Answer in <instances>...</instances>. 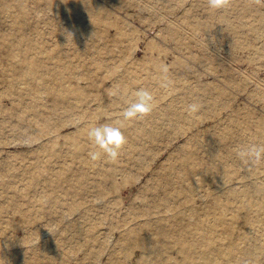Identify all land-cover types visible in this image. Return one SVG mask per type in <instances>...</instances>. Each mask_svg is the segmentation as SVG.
I'll use <instances>...</instances> for the list:
<instances>
[{
	"label": "rangeland",
	"instance_id": "rangeland-1",
	"mask_svg": "<svg viewBox=\"0 0 264 264\" xmlns=\"http://www.w3.org/2000/svg\"><path fill=\"white\" fill-rule=\"evenodd\" d=\"M7 1L8 3L12 2V4H10L12 6V9L10 8L11 12L20 10L16 4L13 5L15 0ZM45 1L46 0H27L29 7L26 20L30 23L27 21L25 22L27 25H25L24 32L27 33L30 42H32L33 38H38L40 36V44L46 48H48V46L49 48H53L56 43L55 41L61 40L60 36L63 37V34L60 35V33L58 36H54L57 35L61 29L59 27L70 22L71 19L82 20L81 22L88 24L86 14L77 18L66 17V15L57 11V9L50 6ZM97 2L105 7L109 12L108 14H110L113 19L117 18L128 36L118 37V28L115 25H109L107 26L108 28H105L106 36L98 37L87 35L84 36V42L82 44L75 43V45L74 42H69L68 44L65 39L61 40L60 46H62L63 49L62 52H59V55L62 57V61L64 60L66 63L70 62L72 65L70 75H73V78L72 76H68L70 78L66 77V85L68 87L80 89L83 92V98L77 99L74 95H71L70 98L68 97L63 102V104L68 103L67 105H63L62 102L56 103V97L54 96L55 99L53 97L54 94L42 90L40 84L37 86L38 84L34 82L36 79L29 80L30 83H28L31 87L30 92L33 91L36 93L39 87L41 88L38 92V94H40L38 100L41 104L40 110H45L40 111L42 116L39 114L38 117H36L37 115H34L33 111H26L23 118L18 117L17 114L20 112L22 105L30 100V93L23 98H19L14 94L8 95L0 92V169L9 166L14 176L13 178L18 177L14 182H17L23 176L22 169L31 162L37 161V159L46 161L48 159L49 163H51L50 165L53 167L49 168L51 171H54L52 169H56L57 166L59 167L58 161L63 159L70 161V156L66 155L64 151L72 147L70 145L71 142L69 143V141H71V135L75 137L78 136L75 130L77 125L79 127L86 122L95 127L104 124H115V122H112L113 119L122 116V112L126 106L125 98L122 96V99H119V95L118 97L117 95L113 96L110 94L112 91L119 89V84L123 81L127 84L128 91L126 93L129 97L134 95L138 89H147L150 91L155 97L154 102L156 108L143 119L129 122V125L127 124L128 128H130V130H128L129 133L124 131L126 137H129H127L128 141L131 143V135L134 134V128L149 125L151 118L157 116V122L159 124L157 129L160 127V129L163 130V137L160 136L155 139L156 141H151L147 136L141 135L142 138L140 137V139L137 140L138 144L142 141V143H140L142 145L141 147H151V151H148L149 154L146 157V159L148 158L147 163L143 166L135 164V161H133L135 159L131 158V156H129L131 153H128L126 150H131L137 156L142 148L140 147V149L135 150L129 149V142H127L128 145L126 144L122 148V153L118 158V162H121V170L119 169L117 173L115 172L116 174L112 177H103L102 175L107 165L97 164L86 169V172L90 175V179H99V187L105 191L103 195L96 193L97 189L90 188L86 192L77 195L75 198L73 197L72 199L81 203L78 210L68 214V220L58 221L55 218V216L59 215L60 211H55L51 214H37L35 218L38 222L37 224L41 225L43 234L45 231V233H47V229H52L59 235L60 228H65L62 241L64 244L63 252L64 255L66 254L65 258L68 260V264H141L140 257L142 249L135 246H130L125 253L123 258L125 262H112L111 255L114 252L111 253V251L115 248V244L123 238L122 227L115 226L112 220H125V217L129 216V210L136 205L138 206L142 200L147 197L148 185L152 182L157 169L164 165L163 163H166L169 157L168 155L182 147L193 133H200L202 135L204 133H213L220 130V126H223V124L226 125L223 129L227 131V136L225 139L226 144L217 146L220 154H224L225 148L238 151L240 148L246 147L252 143L264 144V0H232L231 7L228 10H218L215 12L209 10L208 0H97ZM7 17L11 20L10 16L4 18L6 19ZM4 18L0 15V31L2 32L4 27L8 31H15L16 29H12L14 25L11 21H9L8 18L5 21ZM9 26L11 27L9 28ZM56 28L59 29L57 32L55 30ZM95 31V28H93L92 32ZM30 34H32L33 37ZM64 35L68 36V34L65 33ZM82 47L86 53L84 55L88 56V58H86L90 65V69L89 65L87 66L88 63L85 60V56H78L76 52L73 53L77 51V49H82ZM104 50L106 51L104 52ZM32 51L33 49L30 50V52ZM34 53L36 54V52ZM55 53L57 52L55 51ZM21 55L16 59L18 61H12L7 54V49L1 43L0 38V75L3 76H0V79H4L5 83L8 79L7 75L10 73V70L6 72L7 69L11 68L9 63L12 61L18 66L17 72L23 65ZM42 55L43 54H40V57ZM127 55H130V57L128 56V58H125ZM83 58L85 59L81 60ZM90 60L91 62H89ZM52 61L54 62V60ZM94 61H100L104 64V66L101 67L103 69H99L98 67L97 69V64ZM91 63L95 65L91 66ZM112 63L113 65L111 66ZM164 64L168 67L166 75L168 79L172 81V85L168 88L161 87V82L165 76L161 71V65ZM82 67L83 69L85 67L87 71L86 69L83 70ZM134 67H136V69ZM1 68H4V70ZM79 68L81 71L78 70V72L77 69ZM92 69L97 70H93L92 73ZM134 70H137L136 73H134ZM88 72H90L92 78L89 77L90 74H88ZM3 73L6 75L4 76ZM74 73H76V75ZM96 76L97 78L95 79ZM117 77L120 78L116 79ZM93 78L95 80H93ZM75 79L77 81H75ZM90 79L92 81H90ZM70 80L73 82L75 81L73 83L74 85ZM4 81L0 82V90L5 87ZM115 81L119 82L115 83ZM75 83H78V85ZM85 89H87L90 94H88ZM85 96H87V100ZM196 98L200 99L203 105L202 111H200L201 114H198V119L189 124L187 121H184L185 117L183 115L184 118L180 119L182 120V126H178L176 124L178 115H176L166 103L172 102L179 108L181 113H186L185 109L187 106L184 104L188 103L189 105L191 101ZM51 102L53 103L51 104ZM53 104L54 106H52ZM65 105L67 107H64ZM64 109H69V111H65ZM51 113L55 115V117H52L53 115ZM69 114L70 117L68 118ZM60 116L65 120H59ZM78 116L81 117V119ZM44 117L50 119L49 124L53 132L43 134L40 122L41 119H46ZM55 118L57 119L56 121ZM53 124L56 125V127ZM22 129L26 132L22 133ZM75 137H73V139L71 138L72 142L77 141L75 140L77 137ZM78 138L79 142L81 137L78 136ZM83 138L84 137H82V139ZM86 140L89 141V145L93 146L89 138H86ZM143 140L145 141L144 143ZM83 141H80L81 143L77 142L79 154H82L77 158V161L81 157L87 158L90 156V152H92L89 150L88 146L86 147L85 144L83 145ZM150 142L153 143L150 144ZM147 144L148 146H146ZM48 145H54L53 147L61 155L49 156V153L44 151V148ZM80 148H82V152ZM88 150L90 152L86 153ZM124 154L126 156L128 155V159H124L126 157ZM201 155L202 154L199 153V156ZM88 158L87 160L91 161V158ZM228 161H230L229 169L232 172H229L228 177L225 176L227 178H225L226 181H224V185V182L220 185L221 182H217L216 177L211 173L204 174L201 181L202 184L199 190L194 194L195 200L193 199L192 201L198 213L197 216H195L196 219H190L193 220V222H190L191 227L196 228V226H199L205 231V228L209 225L208 221L213 220L215 214L219 211V208L211 204L208 205V203L205 202L207 200H203L206 199L205 192L210 193V191L215 192L219 189L226 190L233 187L239 189L244 187L243 180L246 179H241L244 177L241 174H244L247 170H254V174L250 175V177L257 175L258 182L264 184V164L258 167L244 168L240 164L239 159L237 161H231V159H229ZM71 162H69L71 166L76 168L78 164ZM73 167L72 169H74ZM70 171H65V174H71L72 172H76L75 174L79 173L76 169ZM126 173L130 174V180L128 179L124 185L122 177ZM19 183H21V181ZM39 190H41V183L36 186L34 192ZM31 195L32 194L28 192L24 196L19 197L20 210L10 208L0 209V231L5 230L4 233L0 232V240L2 242H8L7 240L10 238L18 240L23 238L24 235L26 236L28 229L24 226L26 223L22 210H26V208L30 206L32 202ZM203 196H205V198ZM1 199L0 188V200ZM99 199L100 202L97 201ZM101 199L103 201H101ZM240 199L245 200L242 197H240ZM246 199H251L252 201L256 199V202H254L261 204L264 211V199L259 194L253 192L250 196H247ZM226 201L227 204L231 206L226 213L227 217L231 219L230 225H232V228L229 230L231 231L232 238L238 241L240 239L242 240L244 236H249L258 246L255 249V256L253 258H243L241 264H264V234L261 233L262 229L259 233V230L254 227L251 221L253 211L246 208L244 202L235 198V196L229 195ZM182 204L183 202L180 204L177 203V206L172 205L170 209L174 207L173 209L181 210L185 207L184 204ZM44 206L49 207L50 204L45 202ZM64 206L65 204H62V207ZM91 206H94V212L89 210ZM236 206L237 208H235ZM84 207L88 208L87 210L89 211H83ZM106 207L109 208V214H111L112 218L105 222L100 221V224H97L96 232H94L95 241L92 243L88 242L89 245H87L86 242L85 245L80 246L79 244H82V240L86 233H75V230L68 228L69 225L66 222L70 224L76 222L85 225V223L91 221V215L95 216L103 213ZM163 209L168 211L165 207L160 205L153 207L156 213L152 214L149 220L155 222L162 217V220L168 219V221H170V218L167 217L168 213ZM80 211L81 215L79 214ZM161 211L164 212V216L166 217L162 215L163 213ZM76 214H79L81 217ZM83 214L87 215L84 216ZM178 216L180 217L181 215ZM131 219L136 220L131 221L129 224H136L138 219L133 217H127V223ZM197 219L203 223L200 224ZM140 221L141 220H138V222ZM256 224L261 223L258 222ZM218 229L220 232H223L224 226H218L216 228V234H219ZM104 237L107 243L105 242L104 246L98 245L99 240ZM165 238L171 240L174 237L168 236ZM25 245L26 243L20 242L12 247H8L7 245L6 248H18L23 251V248L26 247ZM170 251L169 254L175 255V251L172 247ZM117 254L121 255L122 253L118 250ZM146 264L158 263L151 261Z\"/></svg>",
	"mask_w": 264,
	"mask_h": 264
},
{
	"label": "bare ground",
	"instance_id": "bare-ground-1",
	"mask_svg": "<svg viewBox=\"0 0 264 264\" xmlns=\"http://www.w3.org/2000/svg\"><path fill=\"white\" fill-rule=\"evenodd\" d=\"M0 2H1L0 3V15H2L3 18L6 16H10L11 20H9L8 17L7 18L14 25V27L12 29H16L15 31H8L4 27V30L2 32L0 31L1 43L7 49V54L11 58L12 61H18L16 59L19 58V55H21V54H22L21 59L23 61V65L20 67L18 72H17L18 66L15 65V63H13L12 61H11L12 63L11 62L9 63V65H11V68L10 69L6 68L7 69L6 72L8 70H10L9 75H7L8 76V79L6 82L7 84L5 83L4 79H2V80L0 79V82L4 81V83H5V87L3 89H1L2 91L0 90V92H2V94L5 93L8 95L14 94L19 98H23L25 95H29V93H30V95H29L30 100L26 101V103H24L22 105L20 112H18V114H17L19 118H23L26 111H33L34 115H37L36 117H38V115L40 114V111H45L42 109L40 110L41 104H40V101L38 100L39 96H40V94H38V92L41 88L44 91H48L50 94L51 93L54 94L53 97L54 96L56 97V103L62 102V104H63V102L68 97L70 98L71 95H74L77 99L83 98L82 97L83 92L80 89L68 87L66 85L67 84V82L65 80L66 77L70 78L72 76V78H73V75H70V71L72 70V65L70 62L66 63L64 60L62 61V57L59 55V52L60 51L62 52V49H63L62 46H60L61 40L65 39V41H67L68 44H69V42H74V44L75 43L82 44L84 42L83 41L84 36H87V35L98 36V37L106 36L107 34L105 31V28H108L107 26H109V25H115L118 28V30H117V36L118 37L127 35V32L122 27L120 22H118L117 18L113 19L110 16V14H108L109 12L105 9V7L101 3H98L97 0H46L45 1L46 3H48L50 6H53L55 9H57V11L66 15V17L69 16V17H76L77 18L79 16L81 17L82 15L84 16L86 14V16H87L86 19L88 21V24L87 23L84 24V22H81L82 20L80 21L77 19L76 20L71 19L70 22L64 24L62 27H59L62 30L61 29L59 30L58 28H56L55 29L56 32L58 30H59V32L57 35H54V36L56 37L60 33V35L63 34V37L60 36L61 40L55 41L56 42L55 45L53 43V45H54L53 48L52 47L49 48V46H48V48H46L45 46L40 44L41 43V39H40L41 37L40 36H39L40 38L39 37L33 38L34 41L32 40V42H30V39L27 36V33L24 32L25 25H27L25 22L27 21L26 19H27V15H28V7H29L27 0H15V2H13L14 3L13 5L16 4L20 10L19 11L15 10L14 12H11V10H10V8L12 7L10 4H12V2L8 3L7 0H0ZM7 18L6 19L4 18L5 21L7 20ZM27 22H29V21H27ZM123 26H124V23H123ZM10 27L11 26H9V28ZM32 27H33V25H32ZM93 28H95V30H96L95 32H92ZM64 33L68 34V36L64 35ZM30 35H32V34H30ZM32 37H33V35H32ZM65 41H63V42H65ZM36 43H39V44H36ZM74 44H73V46H74ZM86 45H88V44H86ZM106 48H107V45H106ZM32 49H33V51L30 52V50H32ZM101 49H104V48H101ZM55 51L57 53H55ZM105 51L106 50H104V52ZM34 52H36V54ZM66 52H67V50H66ZM75 52L78 54V56H81V55L85 56L84 54H86L83 50V47H82V49L81 48L77 49V51H74L73 53H75ZM104 52H102V53H104ZM38 53L43 54V55L40 57V54H38ZM128 56L130 57V55H127L125 58H128ZM86 57L88 58V56H85V58ZM85 58H83L81 60H84ZM87 58L85 59L86 62H87ZM50 59L54 60V62ZM79 59H80V57H79ZM81 60H80V62L82 63ZM124 60H126V59H124ZM89 62H91V60ZM94 62H96V64H97L96 68L98 67L100 69L101 67L104 66V64H102L100 61H94ZM106 63H107V61H106ZM106 63H105V65H106ZM117 64H118V61H117ZM88 65H89V63L87 64V66ZM94 65H92V63H91V66H94ZM112 65H113V63L111 64V66ZM80 67H81V65H80ZM120 67H121V65H120ZM126 67H127V64H126ZM134 68L136 69V67H134ZM1 69L4 70V68H1ZM82 69H83V67H82ZM84 69H86V68L84 67ZM89 69H90V65H89ZM101 69H103V68H101ZM129 69H131V68H129ZM78 70H80V68L77 69V71ZM93 70H95V69L91 70L92 73H93ZM120 70H121V68H120ZM86 71H87V69H86ZM104 71H102V72H104ZM136 71L134 70V73H136ZM6 72H4V73H6ZM90 72H88V74H90ZM96 73H95V75H96ZM124 73H127V72H124ZM74 74L76 75V73H74ZM88 74H86V75H88ZM5 75L6 74H4V76ZM68 76H70V77H68ZM1 77H3V76H1ZM89 77L92 78L91 74ZM89 77H87V78H89ZM96 78H97V76L95 77V79ZM119 78L120 77H117L116 79H119ZM32 79H36L34 82L36 84H38L37 86H39V84L41 85L40 86L41 88L39 87V90L36 93L33 91H32L33 93L30 92L31 87L29 85V83H30L29 80H32ZM95 79L93 78V80H95ZM75 81H77V80L75 79ZM90 81H92V80L90 79ZM159 81H162V80H159ZM74 82L71 81L72 84ZM116 82H119V81H115V83ZM95 83H97V82H95ZM75 84L78 85V83H75ZM119 85L120 86H119L118 90L121 93H126L128 91V86L124 81ZM85 90L87 91V89H85ZM88 94H90V92H88ZM119 96H118L119 99H122L121 98L122 95H119ZM55 97H54V99H55ZM85 97H86L85 99L87 100V96H85ZM53 102H55V101H53ZM53 102H51V104ZM14 103H16V102H14ZM192 103H200L201 104L202 101L200 99L196 98V99L192 100L190 104H192ZM64 104H66V103H64ZM166 104L176 115H178V117L176 119V124L178 126H182V120H180V119H183L184 117H185L184 121H187L189 124L198 119V116L196 118L190 117L187 112L181 113L179 108H177L172 102H167ZM183 104H184V102H183ZM66 105L64 107H67ZM184 105L187 106L188 103H186ZM52 106H54V104ZM56 107H58V106H56ZM59 108H61V107H59ZM57 110H59V109H57ZM61 110H60V112H61ZM65 111H69V109L65 110ZM46 112H47V109H46ZM62 112H64V111H62ZM54 114H56V113H54ZM70 114H69V116L67 115L68 118L70 117ZM48 115H50V114H48ZM180 115H182V116H180ZM183 115H184V117H183ZM52 117H55V115H53ZM56 117H58V116H56ZM114 117H116V116H114ZM44 118H46V119H41V122H40V124H41L40 126L43 130V134H48L50 132H53L51 130V127L49 124L50 119L48 117H44ZM79 118L81 119V117H79ZM150 118H151V116H150ZM120 119H121V117L120 118L116 117L113 119L112 122L113 123L115 122V124H116L118 121H120ZM56 120L57 119L55 118V121ZM59 120L64 121L65 119H62L60 116ZM177 120H179V121H177ZM52 122H53V120H52ZM90 123H91V121H90ZM128 123L129 122H127V121L125 122L126 126L124 128V131L126 133L128 132V130H130V128H128V125H129ZM55 124H57V123H55ZM83 124L84 125H82V126L80 125L79 127L77 125V127L75 129L78 136L81 137V139H82V137L85 138V139L83 138L85 142L83 141V139L82 140L80 139V141H83V145L85 144L86 147L88 146L90 151H96V149H94L92 145H89V143H88L89 141L86 140V138L87 139L89 138L88 137L89 130L94 128L95 126H92V124H89L87 122L83 123ZM54 126L56 127V125H54ZM157 126H159V124L157 122V116H156L154 118H151V120L149 121V125H147V126L143 125V126H139L137 128H134V134L132 133L133 135H131L132 136L131 137L132 138L131 143L128 141L129 145L127 144L129 146V149H133V150L140 149V147L142 146L140 143H142V141H140V143L138 144L137 140L140 139L141 135L147 136L148 139H150L151 141L152 140L156 141L155 139L159 138L160 136L163 137V130L160 129V127H159V129H157ZM225 126H226L225 124H223V126L221 125L220 130L215 131L213 133L212 132L204 133L203 135L200 133H198V134L193 133L187 139L186 143L182 147H180L177 151L168 155L169 157L167 156L168 158H167L166 163H163L164 165H162L161 167H159L157 169L156 174L154 175L152 182L148 185V192L146 194L147 197L145 199H143L142 202L138 206L136 205L135 207H132L129 210V216H126L125 220H123V219L122 220H112V223H115V226L122 227V229H123V238H121V240L115 244L116 249L114 248L111 251V253L114 252L111 255L113 263L125 262V260H123V258L125 256V253L127 252V250L130 248V246H135V247H139L142 249V254L140 257L141 264H146V263H149L151 261H155L158 264H241V261L243 260V258H246V257L253 258L255 256V253H256L255 249L258 246L256 245L255 241H252L251 237L244 236L242 238V240L240 239L238 241L234 240L232 238L231 231L229 230L232 228V225H230L231 219H230V217H227V213H226L227 210H229V208L231 207L227 204L226 199L229 198V195L235 196V198H238L239 200L244 202V206L246 208L251 209L253 211V216L251 218V221L253 222L254 227H256L259 230L258 232L260 233V231L262 229L261 233L264 234V217H263L264 211H263L261 204L255 203L256 199L254 200L255 202L252 201L251 199H249V200L246 199V197L250 196L253 192L259 194L264 199V184L261 182H258L257 177H256L257 175L250 177V175L254 174V170L253 171L247 170L244 174H241L244 176V177L240 176V177H242L241 179H246V180H243L244 181L243 182L244 187H242V188L237 189V188L233 187V188H228L226 190L219 189L215 192L210 191V193L205 192L206 199H203V200H207L205 202H207L208 205L211 204V205L219 208V211L215 214L213 220L208 221L209 225L207 228H205V231H203L202 228L199 226H196V228H193L190 226V222H193V220H190V219L195 218V216H197V213H198V211L194 208L192 201L194 199V194L199 190V187L202 184L201 181L203 179L204 174L211 173L214 177H216L217 182H221L220 183V185H221L224 181H226L225 178L228 177V174L231 171L229 169L230 161H228V160L231 159V161H237L239 159L237 156L238 151H233L231 149L225 148L224 154L219 153V148L217 146H223L226 144L225 139L227 136V131L225 129H223V128H225ZM21 131H22V133L26 132L23 129ZM77 134H75V135H77ZM78 136H76L77 139H75L77 141L72 142V139L75 136L71 135L72 139L70 138L71 141H69V140L68 141H69V143L71 142L70 145L72 147H69L68 149H66L64 151L66 155L70 156V161H67L66 159L64 160L62 158L63 160L58 161L59 167L57 166L56 169H52L54 171L50 170L49 167H51V168H53V167L50 165L51 163H49L48 159H47V161L37 159V161L31 162L24 169H22L23 176L17 182H14V180H17L18 177L13 178L14 176L12 175L11 168H9V166L0 169V188H1V196H2V199L0 200V209L10 208V209H14V210H20L21 207H20L19 197L24 196L28 192H29V194H32L31 195V201L32 202L30 203V206L28 208H26V210H22L24 213L23 215H24L25 223H26L24 226H25V228L28 229L27 234H26V236L24 235L23 238L18 239V240L13 239V238L8 239L7 240L8 242H2L0 240V264H68V260L65 258L66 254L64 255V252H63L64 244L62 241V235H63V232L65 231V228H63V227L60 228V230H59L60 234L59 235L57 233H55L51 228H50L51 230L47 229V233H45L46 232L45 231L43 234L41 225H38L37 224L38 222L35 219L37 214H43V213L44 214L45 213L51 214L52 212L60 211L59 215L55 216V218L58 221L68 220V218H69L68 214H70L72 212L74 213V211L78 210V207L81 203V202L80 203L77 202V200L72 199L73 197L75 198L77 195H80V194L86 192L90 188L97 189L96 193H98L99 195H103L105 193V191H103L99 187V179H97V178L90 179V175L86 172V169L91 168L97 164L98 165H107V168H105L102 175H103V177L104 176L112 177L114 174L117 173V171L121 167L120 166L121 162L120 163L118 162L119 159L116 160L115 162H113V161H110L106 156H102L100 159L95 160V161L92 159H90L91 161H88L87 158L90 156H88L87 158L81 157L77 161V158H79L80 154H81V153L79 154V151L77 149L78 148L77 144L80 142V141L78 142V139H79ZM128 138H127V140H128ZM144 140H143V143L146 141V140L145 141ZM152 143L150 142V144H152ZM148 144L146 146H148ZM53 146L48 145L46 148H44V151L48 152L49 156L60 154L58 151H56V149ZM82 148H80V151ZM141 148H142V150L141 149H140V151L138 150L139 155H137V156L131 150H126V151L128 153H131V155H129V156H131V158L135 159V160H133V159H129V160L135 161L136 165H140V166L142 165L143 166L147 163L148 158L146 159V157L149 154L148 151H151V147L150 146H148V147L143 146ZM89 150L86 153H89L90 152ZM121 153H122V151H121ZM123 153H124V149H123ZM199 153H201L202 155L199 156ZM69 156H68V158H69ZM127 156L124 159H126ZM71 161L73 163L78 164L77 166L75 165L76 168L71 166V164L69 163ZM129 162H127V163H129ZM161 164H162V162H161ZM72 167L74 169H72ZM75 169H76V171L78 170L79 173L75 174L76 172L74 171L75 173L72 172L71 174H68V173L65 174V171H68V170L70 171V170H75ZM150 170H152V169H150ZM151 172H153V171H151ZM225 176H227V177H225ZM10 178H12V179H10ZM122 178H123L122 182H124L123 184L125 185L126 184L125 182L130 178V174L126 173L123 175ZM20 181H21V183H19ZM39 183H41V190L34 192L36 190V186ZM224 184H225V182L223 183V185ZM205 196H203V197L205 198ZM240 197L244 198L245 200L240 199ZM97 201L100 202V199ZM101 201H103V200L101 199ZM45 202L49 203L50 206L49 207L44 206ZM181 202H183V204L185 206L183 209L177 210V209H173L174 207L172 209H170V207L172 205L177 206V203L180 204ZM138 203H139V201H138ZM138 203H136V204H138ZM62 204H65V206H64L65 210H64V207H62ZM252 204H256V205H252ZM157 205L163 206L168 210V211H166L165 209H163L168 213L167 217L170 218V221H168V219L162 220V217L155 222H152L149 220L151 215L156 213V210H153V207H156ZM85 208L86 207L83 208V211H85V212H87L89 210L93 211L95 209L94 206H91L89 208V210H87L88 208H86V209ZM235 208H237V206ZM231 210H233V209H231ZM162 213L161 214L164 216L165 215L164 212H162ZM79 214L81 215V211ZM79 214H76V215H79ZM83 215L86 216L87 214H83ZM83 215H82V217H83ZM178 215H181V216L179 217ZM91 217H92L91 221L85 223V225L79 224L76 222H73L72 224H70L69 222H66L69 225L68 228L75 230L74 231L75 233H81V232L86 233L84 236V239H83L84 241L82 240V244H79L80 246L85 245L86 242H87V245H89L88 242L92 243L93 241H95L96 239L94 236V232H96L97 224L98 223L100 224V221L105 222L106 220L112 218L111 214H109V208H107V207L104 208L103 213H101L99 215H95V216L91 215ZM127 217L137 218L138 220H141V221L138 222V220H137L136 224H129L131 221L136 220V219H131L127 223V220H126ZM164 217H166V216H164ZM187 218H189V219H187ZM197 220H196V222H197ZM198 222L200 224L203 223L200 220H198ZM245 222H246V220H245ZM258 222L261 224H256ZM194 223H195V221H194ZM221 225L224 226V230H223V232H220V230L218 229L219 234L217 233L218 234L217 235L216 234V232H217L216 228L218 226H221ZM0 232L4 233L5 230H1ZM70 236H71V234H70ZM168 236H171L174 238L171 240H168L167 238H165ZM103 239H100L99 242L97 240L98 245H100V246L105 245L106 238L104 237ZM20 242L26 243V245H25L26 247L23 248V251H21L18 248H11V249L6 248L7 245H8V247H12L13 245L15 246L16 244H18ZM111 244H112V242H111ZM171 247L174 249L175 255H172L171 253L169 254V252H171L170 251ZM82 248H83V246H82ZM86 249H87V247H86ZM118 250H119V252L122 253L121 255L117 254ZM81 252H82V250H81ZM71 253H74V252H71ZM70 257H72V256H70ZM70 261H72V260H70Z\"/></svg>",
	"mask_w": 264,
	"mask_h": 264
},
{
	"label": "clouds",
	"instance_id": "clouds-1",
	"mask_svg": "<svg viewBox=\"0 0 264 264\" xmlns=\"http://www.w3.org/2000/svg\"><path fill=\"white\" fill-rule=\"evenodd\" d=\"M232 0H208V8L215 12L218 10H228L231 7ZM161 71L165 74L161 87L168 88L172 81L168 79V67L166 64L161 65ZM111 95H122L125 98V108L122 112L120 121L116 124H104L89 130L88 137L96 151L90 152L92 160H98L106 156L110 161L118 160L121 149L127 144L128 140L124 132L125 122H131L143 119L151 114L156 107L155 97L147 89H138L134 95L128 96L127 93H121L114 90ZM203 105L192 103L187 105L185 111L192 118H196L200 113ZM237 156L244 168L258 167L264 164V144L252 143L238 150Z\"/></svg>",
	"mask_w": 264,
	"mask_h": 264
}]
</instances>
